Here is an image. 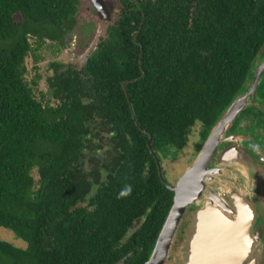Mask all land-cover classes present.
<instances>
[{"label": "trees", "instance_id": "1", "mask_svg": "<svg viewBox=\"0 0 264 264\" xmlns=\"http://www.w3.org/2000/svg\"><path fill=\"white\" fill-rule=\"evenodd\" d=\"M78 3L0 0V227L11 229L27 243L18 247L0 237V264H113L119 260L145 264L174 202V192L158 178L157 164L147 145L149 135L136 124L119 83L143 74L138 63L96 60L91 64L96 74L94 84L56 66L54 90L61 98L56 107L38 100L25 78L26 58L33 50L30 38L40 44L46 37L59 38ZM209 3L219 10L209 18L211 24L206 28L184 26L173 9L148 16L145 24L150 44L143 52L146 75L127 86L137 120L155 134L157 149L165 140L183 147L188 127L196 122L202 125V137L214 127L241 92L264 43V0ZM250 8L259 12L248 11ZM133 65L136 68L130 71ZM111 71L113 77L120 73L131 76H118L110 86ZM98 118L129 121L113 127L129 136L126 149L137 153L122 165V175L127 178L119 191L134 187L135 194L122 192L117 196L114 190L111 198L142 201L145 193L139 194L140 189L154 184L152 179L139 178L145 167L155 171L158 185L166 191L156 204L151 201L154 205L149 219L135 230L144 233L138 241L144 246L147 243L146 251L136 258L130 256V260L122 249L134 248L131 240L121 244V239L99 234L104 226L118 225V220L108 223L105 217L81 218L70 212L73 195L70 178L65 181L64 176L76 174L82 162L79 154L92 126L89 121ZM123 208V203L114 204L109 217L129 225L133 222L128 220V205L127 212Z\"/></svg>", "mask_w": 264, "mask_h": 264}, {"label": "flooded vegetation", "instance_id": "2", "mask_svg": "<svg viewBox=\"0 0 264 264\" xmlns=\"http://www.w3.org/2000/svg\"><path fill=\"white\" fill-rule=\"evenodd\" d=\"M170 2L172 5H170ZM209 2L210 0H79L74 17L69 19L60 29V37H46L45 39V41L57 42L60 46H65L67 43L72 45L71 47H66L67 52L71 55L69 62L55 61L50 64L52 74L47 78L48 93L52 99L57 100L58 104L53 105L51 98L46 95L42 94V97H37L35 89H33L35 97L44 104L48 103L55 107L61 103V98L56 97L54 90V82L57 77L56 66L60 71H71L80 81L94 84L96 74L94 75L91 64L97 62L96 60H103L112 64L119 59L120 62L133 61L138 63L143 73L137 78H125L119 81L126 93L130 108L134 109L127 84H132L146 75L142 62L144 59L143 52L150 45L148 41L149 30L145 25L148 16L158 15L166 10L172 11L171 9H173L178 15V20L184 26L206 28L211 24L209 18H214V15L219 10L218 7L212 6ZM261 10V13H264V7ZM248 11L258 10L250 8ZM199 18H202L203 21ZM100 24L105 25L106 30L104 32H99L98 27ZM204 53L206 54L207 52ZM79 57L80 59H78ZM75 61L76 63H74ZM130 68V71H133L136 66L133 65ZM248 74L243 88L238 94L243 99L242 107L228 126L223 141L211 161V165L216 166L222 153L237 146V148L242 147L240 149L242 152L247 151L250 162L252 163V160H254L256 162L255 165H258V171L264 173V43L260 46ZM115 75L117 77L131 76L129 73ZM117 77H113V71L109 72L108 83L110 86L116 83ZM135 122L145 134L149 135V142L150 134L148 132L152 131L143 128L137 117ZM89 123L92 126L88 131L87 138H85V145L82 147L83 151L79 154L82 162L78 165L76 174L70 173L71 176H64L65 181L70 178L69 187L73 195V202L69 201L70 212L81 218L89 217L95 219L97 216L100 218L105 217L108 223L118 220L116 222L119 223L118 225L104 226L99 230V234L102 237L114 236L121 239V244L131 240L135 247L122 249V254L127 255L126 258L130 260L133 258L130 256L135 255L136 258L140 253L146 251L147 243L145 242L144 246L138 241L144 233H136L135 230L141 229L140 227L145 220L149 219L153 205L158 202L157 199L161 192L166 191H163L158 185L154 176L155 171L151 167H145L141 169L142 174L139 178L141 177L144 181L152 179L154 184L140 189L139 194L145 193V198L142 201L133 203L130 199H116L117 197L112 199L114 190L117 196H120L122 192L135 194L136 191L134 187H131L121 190L119 193L120 183L124 184V180L127 178L122 175V172H124L122 165L125 164L128 158L137 155V153L132 151V149H126L130 143L129 136L125 137L123 134L118 133V130L113 125L129 123V121L98 118L90 120ZM194 126L198 127L197 131H194ZM214 127H211L202 137V125L196 122L188 127L183 147L165 140L159 149L154 145L155 134L152 132L154 135L152 148L155 154L151 151L148 142L147 145L156 161L158 178L168 190L174 192L167 184L176 185L179 176L177 177L176 174L171 172L170 168H167V162L177 159L178 153H183L184 163L192 164ZM197 144H201L198 149ZM161 174L167 184L163 181ZM133 178L130 177L129 179ZM125 187L130 186L125 185ZM174 196L175 192L173 201ZM165 198L162 200L164 201ZM68 200L70 199L68 198ZM151 201H154V204ZM117 203H123L124 208L122 210L126 212V206L128 205L130 214L129 216L127 213L129 216L128 220L133 223L123 225L120 224V218L110 219L109 215L113 213V206ZM254 203L259 205L258 198H254ZM200 207V205L197 207L191 204L187 208L183 220L188 212L197 210ZM181 227L182 223L179 231ZM95 229L98 230V227H95ZM147 235H151V233L149 232ZM123 262L124 260H119L113 264H123Z\"/></svg>", "mask_w": 264, "mask_h": 264}, {"label": "water", "instance_id": "3", "mask_svg": "<svg viewBox=\"0 0 264 264\" xmlns=\"http://www.w3.org/2000/svg\"><path fill=\"white\" fill-rule=\"evenodd\" d=\"M98 29L104 32L106 27L100 24ZM242 100L236 97L227 108L176 185L167 184L161 174L163 181L175 192L174 202L145 264L166 263L187 208L199 202L203 205L196 210L192 236L186 248L187 260L183 264H264L263 230L256 228L260 208L264 210L260 201L264 198V177L258 165L254 160L251 163L249 153L237 146L230 149L231 153L228 149L222 153L216 166L211 165L228 126L242 107ZM132 111L136 119L134 109ZM148 133V145L155 154L154 135ZM228 173L237 181V187L232 185L227 191L219 190L214 184L218 180L225 183ZM254 198H258L259 205L254 203ZM238 217L241 218L237 222ZM224 228L233 235L214 234Z\"/></svg>", "mask_w": 264, "mask_h": 264}, {"label": "rangeland", "instance_id": "4", "mask_svg": "<svg viewBox=\"0 0 264 264\" xmlns=\"http://www.w3.org/2000/svg\"><path fill=\"white\" fill-rule=\"evenodd\" d=\"M16 18L17 20H20L21 16L17 15ZM30 42L32 43L33 50L26 58L27 73L25 78L27 82L33 86V89H35V94L37 95V97H42L43 94L51 98L50 94L48 93L47 86V78L52 74L50 64L55 61L69 62L71 55L67 52L66 47H71L72 45L70 43H67V45L65 46H60L59 43L51 40H46L44 43L40 44L33 37L30 38ZM78 59H80V57ZM34 81H36V83H34ZM51 103L53 105L58 104L57 100H54L52 98ZM197 128V126H194V131H197ZM184 161L185 159L183 153H178L177 159L170 160L169 162H167L166 166L167 168L171 169V172L173 174H176V176H179L180 178L181 175L186 171V169L193 164L192 163L188 165V163H184ZM260 174L263 176L264 173ZM34 175L35 178L38 179V173L36 170L34 171ZM232 185H235L237 187V181L233 180L232 175L230 173H228V177L225 183H221V181L218 180L214 184V186H216L219 190L223 191H227V188L232 187ZM260 201L261 204L264 206V198H261ZM194 205L198 207L199 205L202 206L203 203L199 202L198 204ZM194 211L196 213V209ZM194 211L188 212L185 219L183 220L181 230L179 231L178 236L174 240V244L172 245L168 259L165 264H183L187 260L186 248L191 239L196 219ZM257 227H262V241H264V210H262L261 208L258 220L256 222V228ZM0 237L3 240L9 241L18 247H26L27 245L24 240L18 238L11 229L6 227H0Z\"/></svg>", "mask_w": 264, "mask_h": 264}, {"label": "bare ground", "instance_id": "5", "mask_svg": "<svg viewBox=\"0 0 264 264\" xmlns=\"http://www.w3.org/2000/svg\"><path fill=\"white\" fill-rule=\"evenodd\" d=\"M241 217H238L237 218V222L239 221V219H240ZM227 225H228V223H226ZM224 227L226 228V226L224 225ZM224 228V230L223 231H219V232H215L214 234L215 235H218V236H220V237H227V236H229V237H231L232 235H233V232L231 231H227L226 229ZM232 233V234H231Z\"/></svg>", "mask_w": 264, "mask_h": 264}]
</instances>
